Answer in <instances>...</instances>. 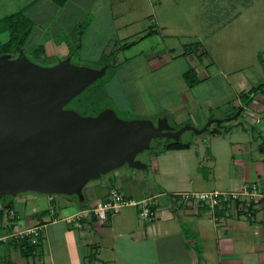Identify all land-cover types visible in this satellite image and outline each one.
<instances>
[{"label": "crops", "instance_id": "obj_1", "mask_svg": "<svg viewBox=\"0 0 264 264\" xmlns=\"http://www.w3.org/2000/svg\"><path fill=\"white\" fill-rule=\"evenodd\" d=\"M109 1L107 0L110 10L107 21L111 23V30L117 28L121 30L129 23L120 24L121 19L117 16L118 13L114 14ZM17 11H22L32 21L33 30L38 29H36L37 22H34V19L37 17L36 20L41 21L38 14L45 16L54 11L72 20L73 24L68 32H74L77 23L87 20L88 23L81 39L90 31L93 20L91 14L88 13L91 10L84 9L71 0H66L61 6L54 4L51 0H0V17ZM139 15L142 17L143 14ZM101 21L104 19L102 18ZM129 22L131 23L132 20ZM39 24V36L42 42L34 46L35 48L39 45L42 47L39 54L56 56L57 61L74 54L76 50L71 53L70 47L75 44L76 37L73 39L74 43L64 38L57 40V37L51 40L50 37L46 38L45 29L48 32L53 22L46 24L43 21ZM33 30L31 29L29 35ZM151 31L149 29L143 31L142 34H137L135 39H139L134 45L142 44L144 37L151 35ZM129 38H121L120 42L118 39L113 40L111 47L114 50L122 43L135 40L132 36ZM95 41L96 38L93 37V43ZM134 45L119 50L115 55ZM170 50L165 48L155 52L152 50L149 53V46L145 45L139 53L144 54L143 60L151 66L149 70L155 71L169 66L164 63L171 62ZM158 56L163 59L162 62L157 59ZM179 56L191 58L190 52L181 51L174 55L175 58ZM135 58V56L123 58L124 65L118 67L121 73L116 76V79L121 80V74L124 78L123 69L127 64L139 65ZM193 63L194 66H198L197 73L201 82L197 85L202 88L207 86L211 81V76L215 73L222 74L226 78L229 74L227 72H231L235 67L233 63H229L230 67H223V64L220 66L216 60H213L205 64V67L209 66L211 69L209 73H205L201 71V62L193 61ZM133 69L134 67L128 70ZM224 83L230 87L228 80L225 79ZM262 83L264 84V81L258 82L257 85ZM240 85L242 88L239 91L231 90V97L221 101L225 103L234 99L237 106L241 107L244 122L251 131L253 125L258 126L255 133L264 143V93L256 92L252 101L245 105L242 103L240 94L243 92L241 91L247 90L248 92L253 84L248 88L244 83ZM204 90L206 94L203 97L198 93L190 94L189 98L181 94V99L177 97L174 100L164 96L162 101L168 104L167 107L171 108L174 114L180 111L193 113V119L204 125L206 119L219 116L206 113L208 106L200 108V102L208 100L209 103L215 101V105L220 104L216 102L217 89L211 91L204 88ZM210 92L215 96H207ZM229 114H225L224 117ZM256 118L258 121H255ZM167 125L171 128L169 124ZM241 125L245 126L242 122ZM226 131L229 129H222L221 132L211 133V135L222 139ZM260 148L259 143H256V149L260 150ZM251 149L250 144L245 146L234 137L228 138L227 144L214 138L212 146L209 144L207 156L197 149H192L189 144L184 149L164 150L156 154V156L159 154L172 155L173 160L163 161L166 157L163 156L158 165L152 156L150 163L139 159L146 164L145 169H129L123 165L102 176L103 183L95 185L97 190L95 202L103 199L109 184L114 183L121 190L124 199L137 203L145 199L149 203V206L153 208V218L150 221L139 217V205L137 204H127L121 207L103 222L89 212L86 206L82 209L78 208L69 196L46 194L45 206L39 209L32 208L30 212L21 217L13 206L11 221L6 222L4 216L0 220V235L9 233L13 227L22 229L31 226L39 227L38 246L33 254L26 258L19 255L25 259L32 258V260H26L22 264H264V200L253 208L251 216L248 217L238 209L237 202L211 208L203 204L183 203L178 195L182 192L238 190L243 183L251 182L258 183L260 189L264 191V153L260 152L264 150L256 152L253 158ZM200 163L206 167V170L198 165ZM155 175H159V178L155 179ZM187 177L190 178L186 180ZM88 195L90 197L92 193ZM33 197L29 195L24 199L34 201ZM40 198L42 197L38 199ZM57 200L60 202L58 203ZM57 205L60 206L61 213L57 212ZM74 215L79 217L78 225H76V220L71 223L65 222L64 218ZM7 216L9 217L8 214ZM15 250L18 252L17 246L15 249L9 246L7 241H0V264H16L10 261V253ZM39 257L41 260L38 259Z\"/></svg>", "mask_w": 264, "mask_h": 264}, {"label": "rangeland", "instance_id": "obj_2", "mask_svg": "<svg viewBox=\"0 0 264 264\" xmlns=\"http://www.w3.org/2000/svg\"><path fill=\"white\" fill-rule=\"evenodd\" d=\"M71 1L84 7V9L91 10L88 13L91 14L93 20L90 31L81 39V47L70 56L69 63L92 69H99L102 66H106V68L102 76L91 81L84 89L62 105L63 109L74 110L80 116H95L104 109H110L118 119L122 120L146 119L156 123L159 118H165L166 123L171 128L179 129L187 124L192 129L199 131L204 128L208 119L203 125L193 119V113L188 114L180 111L174 114L170 110L171 108L167 107L168 104L163 103L162 100L164 96L174 100L177 97L181 99V94L189 98L190 94L193 95V93H198L203 97L206 94L204 88L211 91L217 89V100H215L220 104L215 105V101L209 103L208 100H202L200 108L207 105L206 113L219 116L210 118L222 119L220 125L223 127L220 129H229V131L224 132L222 139L221 137L216 138L217 136H212L210 132V129L216 125L210 123L204 132L194 133L191 129L184 130L180 135V140L189 143L192 149H197L206 156L209 144L212 146L214 138L227 144L228 138L234 137L245 146L250 144L253 158H255L254 154L260 151L256 149V143H259L261 149L264 150V143L255 133L258 126L253 125L252 132L243 120L242 111L233 119L225 121L226 117L232 116L238 111V106L234 99L223 103L224 100L231 97L233 90L239 91L242 88L241 83H244L248 88L251 84L255 87L258 82L264 81V0H110L112 11L115 12V15L118 13L117 16L121 19L120 24L129 23L122 27V31L118 28L111 30V23L107 21L110 11L107 0ZM139 14H143L142 17ZM38 17L41 21H37V17L34 19V22H37L36 29H38L33 30L32 28V33L25 40L20 50L29 61L42 67H48L57 62V57L49 54L42 55L33 50L34 46L42 42V38L39 36V23L43 21L46 24L53 22L48 32L45 29L46 38L50 37L51 40L57 37V40L64 38L68 42H73L76 37L74 31L76 28H74V32H68L71 24H73L72 20L55 11L47 13L45 16L38 14ZM102 18L104 21H101ZM130 20H132L131 23ZM5 24L6 20L0 17V28ZM149 29L152 30L151 35L144 37L142 44H133L134 46L128 50L115 55L116 64L112 67L107 66V63L113 58L109 54L113 50L111 47L113 40L118 39L120 42L121 38L130 39L131 36L132 39H135L137 34H142L143 31ZM132 31L135 32L129 34ZM7 36V30L0 29V46H3L7 41ZM93 37L96 38L95 43H93ZM108 40H110L109 43ZM145 45L149 46V53L152 50L155 52L165 48L171 49L169 54L171 62L164 63V65L168 64L169 66L150 71L151 66L143 60L144 54L139 53ZM195 47H197L196 50ZM6 48L7 50L10 49L9 46ZM186 48L192 49L191 58L188 56L185 58L183 56L174 57L181 51H187ZM200 52L202 54L199 55ZM128 56H135L139 65L127 64L123 69L124 78L121 74V80L116 79V76L121 73L118 71V67L124 65L123 58ZM157 59L161 62L163 60L159 56ZM213 60H216L220 66L223 64V67H230L231 64L229 63H233L235 67L232 69L234 70L227 72L229 74L226 78L222 74L215 73L211 76V81L207 86L202 88V86L197 85L201 80H199L200 76L197 73L198 66H194L193 61L201 62L200 66L204 69L201 71L209 73L211 69L208 65L205 67V64ZM127 62L129 61L127 60ZM132 67L134 69L129 71L128 69ZM189 67L192 71L188 77L184 78L180 72L189 69ZM195 78L198 79L197 83L190 85L189 83ZM225 79L228 80L230 87L224 83ZM194 85L197 86L193 87ZM186 89L190 90L187 91ZM241 92L248 94L247 90ZM208 95L210 96L211 92L207 93ZM211 96H215V94ZM81 106L87 112L84 111L85 109L82 110ZM228 113L230 114L224 117ZM241 122L245 125L244 127H242ZM155 143V140L151 141V144L154 145ZM157 149H144L137 153L135 158L150 163V158L153 156L159 165L162 157L166 154L156 156L159 153ZM260 152L264 153V151ZM165 160H173V156H166L163 161ZM198 165L206 170V167L201 163ZM154 178H159V175H155ZM189 178L187 177L186 180ZM102 181V176L89 180L81 190L86 208L95 202L97 198L95 185L103 183ZM107 184L109 183L107 182ZM111 185L114 183L109 184V186ZM118 190L121 191L119 188ZM88 193H92V195L89 197ZM29 195L34 196V201L24 199ZM39 197L42 198L38 199ZM45 197V193L28 189L20 191L12 200V205L21 217L30 212L32 208L39 209L45 206L47 203ZM57 202L59 203L60 200ZM56 209H58L57 212L61 213L60 206L57 205ZM4 213L5 211H3L4 220L10 222L11 212H8L9 217L7 213H5L6 215ZM96 222L98 223L97 220ZM19 238L21 237L11 236L3 241H7L9 246L16 249ZM38 259L41 260L40 257ZM26 260L31 261L32 258H22L16 250L10 253L11 263L22 264Z\"/></svg>", "mask_w": 264, "mask_h": 264}, {"label": "water", "instance_id": "obj_3", "mask_svg": "<svg viewBox=\"0 0 264 264\" xmlns=\"http://www.w3.org/2000/svg\"><path fill=\"white\" fill-rule=\"evenodd\" d=\"M69 59L68 55L42 67L21 50L14 57L0 54V195H7L5 203L30 189L69 195L78 206L89 180L123 165L145 169L135 156L148 148L151 139L177 140L186 129L200 133L210 123L218 127L222 121L210 118L198 131L190 125L171 130L165 118L156 125L146 119L122 120L110 109L80 116L62 105L102 76L106 66H76Z\"/></svg>", "mask_w": 264, "mask_h": 264}, {"label": "built area", "instance_id": "obj_4", "mask_svg": "<svg viewBox=\"0 0 264 264\" xmlns=\"http://www.w3.org/2000/svg\"><path fill=\"white\" fill-rule=\"evenodd\" d=\"M255 121H258L256 118ZM183 203L203 204L211 208L221 207L226 204L237 202L238 209L245 216H251L253 208L264 200V191L256 182L243 183L238 190L228 191H202V192H182L178 194ZM127 204L139 205L138 215L145 221H150L153 218V212L149 208V203L143 199L134 202L124 199L117 186L111 185L107 189L106 196L90 205L88 211L91 212L98 220L105 222L110 215L117 212L121 207ZM78 215L64 218L65 222L71 223L76 220L78 225ZM39 235V227L31 226L28 228H15L7 234L0 235V241L6 240L8 237H26L29 243L37 244Z\"/></svg>", "mask_w": 264, "mask_h": 264}, {"label": "trees", "instance_id": "obj_5", "mask_svg": "<svg viewBox=\"0 0 264 264\" xmlns=\"http://www.w3.org/2000/svg\"><path fill=\"white\" fill-rule=\"evenodd\" d=\"M51 1L58 6H61L66 2V0H51ZM1 18L6 20V24L4 26H2L0 29L3 31L7 30L8 36H7V41L4 43V45L0 46V54L8 53L11 55V57H14V56H16L18 51L22 48V45L24 44L25 40L27 39V37H28V35L32 29L33 23L27 16H25L22 13V11H17V12L11 13L9 15H5ZM87 23H88L87 20H84V21L77 23L76 30H75L76 41H75V44L70 47L71 53H73L75 50H77L79 48L80 39H81V36L83 34V31H84ZM138 39L139 38L132 40V41L122 43V44L118 45L114 50H112V52H110L109 54L113 58L110 60V62L107 63V66H111V67L114 66L113 60H114V56H115L117 51L123 50V49L129 47L130 45L134 44ZM196 44H197V42H196ZM7 46H9L10 49L7 50V48H6ZM11 49H12V51H11ZM196 49H197V47H195V50ZM41 50H42V47L40 45L34 49V51L36 53L41 52ZM185 50H187V51H184V53H187V52L192 53L191 48H186ZM200 54H202V52H200L199 55ZM191 71H192L191 68L185 70L184 72H182V76L184 78L188 77V75H190ZM197 80H196V78L192 79V81L189 84L193 85V84L197 83ZM199 80H200V78H199ZM190 85H188V86H190ZM256 92L264 93V84L263 83L255 86V87L250 88L248 91L249 95L241 93L240 96L242 97V103L245 105L249 104L252 101L253 95ZM87 106L88 105H86V108H88ZM81 109L84 110L85 108L81 106ZM237 109H240V106H238ZM84 111L87 112L86 109ZM240 112H241V109H240L239 113ZM222 127L223 126L214 127L212 129H210V132L211 133L221 132L222 129H220V128H222ZM151 140L149 141V146L147 149L158 148L157 150L159 152L164 151V150H171V149H184V148H187L189 145V143L181 141L180 138H178L177 140L167 139V138L157 139L156 143L154 145L151 144ZM260 150H261V148H260ZM263 161H264V159H263ZM6 197H7V195H0V220L4 216L3 211H5V213L8 214V212H11V209L13 208L12 200L5 203ZM69 197H71V196H69ZM77 207L80 209L85 207L84 206V199L79 203V205ZM149 208L153 212V208L150 206H149ZM38 239H39V235H38ZM37 246H38V244L29 243L27 241L26 237L19 238V241L17 242V249H18L19 255L22 257H25V258L31 256L33 254V251L35 250V248Z\"/></svg>", "mask_w": 264, "mask_h": 264}, {"label": "flooded vegetation", "instance_id": "obj_6", "mask_svg": "<svg viewBox=\"0 0 264 264\" xmlns=\"http://www.w3.org/2000/svg\"><path fill=\"white\" fill-rule=\"evenodd\" d=\"M152 123H153L154 125H156V123H154V122H152ZM220 124H221V123H220ZM219 126H221V125H219ZM219 126H218V127H219ZM171 130H176V129L171 128ZM181 134H182V132H181ZM181 134H180V135H181ZM180 135H179L178 138H180ZM163 138H165V137H157V138H153V139L156 141L157 139H163ZM153 139H152V140H153ZM167 139H169V138H167ZM152 140H151V141H152Z\"/></svg>", "mask_w": 264, "mask_h": 264}]
</instances>
